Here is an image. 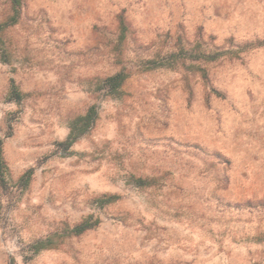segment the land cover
I'll return each instance as SVG.
<instances>
[{
    "label": "rangeland",
    "instance_id": "1",
    "mask_svg": "<svg viewBox=\"0 0 264 264\" xmlns=\"http://www.w3.org/2000/svg\"><path fill=\"white\" fill-rule=\"evenodd\" d=\"M11 14L0 0V23ZM178 36L217 57L148 62ZM1 38L6 176L32 175L0 190V264H264V0H22ZM10 78L20 103L5 99ZM91 104L94 126L55 151ZM88 215L94 227L67 232Z\"/></svg>",
    "mask_w": 264,
    "mask_h": 264
},
{
    "label": "trees",
    "instance_id": "2",
    "mask_svg": "<svg viewBox=\"0 0 264 264\" xmlns=\"http://www.w3.org/2000/svg\"><path fill=\"white\" fill-rule=\"evenodd\" d=\"M12 14L7 18L6 21L0 23V60L7 62V54L3 47V40L1 38V32L7 25L13 24L17 21L21 7H22V0H9ZM119 18V36L120 39L123 40V38L126 36L128 32V25L125 21V18L123 14H120L118 16ZM199 45V44H198ZM193 49L188 51L184 47V43L182 41V38L180 36L177 37V40L174 44V49H171L169 51H166L162 55L158 52V59L159 60H148L149 63H151L154 67L158 66H174L179 61H182L186 58L190 59H204L206 61L213 60L217 57V52H205V51H199L197 54H193ZM152 66V67H153ZM201 71V75L203 80L208 83V78L206 75V71L203 68H199ZM128 74L123 70H119L113 74L107 75L101 80V89H103V92L105 95L115 97L119 94L120 88L122 84L124 83L126 77ZM210 92L214 93L215 95H219V92L215 90L213 87H210ZM7 101H12L16 103H20L22 99V93L19 90L17 84L15 81L10 78L9 80V88L8 92L6 94ZM98 117V107L96 104H91L83 113L82 115H79L71 120L69 123V130L65 138L61 141L55 142V151H63L66 152L69 150L70 146L82 135L87 133L95 124V121ZM14 119V117H8V131L6 135L10 134L11 129V121ZM69 153V152H68ZM7 166L6 162L3 157V138L0 137V190L3 193H12V188L20 189L21 191H24L30 182L31 175H32V168L26 169L13 184H9L7 179ZM130 181L133 186L138 188H145L148 186H152L157 183L158 179L157 177L151 176H135L130 175L129 176ZM118 198L117 194H108L103 195L99 198H97V201L100 205H104L106 203H109L115 199ZM98 220L93 219L92 215H88L84 219H82L80 222L74 224L67 232L69 234L78 235L84 232L87 229H90L94 227L97 224ZM32 249V255L37 253L40 249H42L44 246L42 240H36L32 244L29 245ZM31 256H29L30 258ZM12 264V263H10Z\"/></svg>",
    "mask_w": 264,
    "mask_h": 264
}]
</instances>
